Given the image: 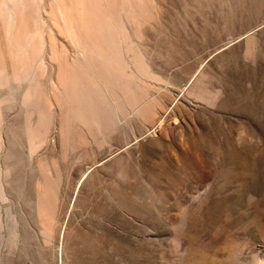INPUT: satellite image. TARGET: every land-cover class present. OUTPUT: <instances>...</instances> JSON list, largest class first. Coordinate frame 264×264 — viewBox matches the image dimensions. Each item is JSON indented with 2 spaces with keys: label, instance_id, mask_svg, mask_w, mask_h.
Instances as JSON below:
<instances>
[{
  "label": "rangeland",
  "instance_id": "obj_1",
  "mask_svg": "<svg viewBox=\"0 0 264 264\" xmlns=\"http://www.w3.org/2000/svg\"><path fill=\"white\" fill-rule=\"evenodd\" d=\"M98 1L123 85L0 6V264H264V0Z\"/></svg>",
  "mask_w": 264,
  "mask_h": 264
},
{
  "label": "bare ground",
  "instance_id": "obj_2",
  "mask_svg": "<svg viewBox=\"0 0 264 264\" xmlns=\"http://www.w3.org/2000/svg\"><path fill=\"white\" fill-rule=\"evenodd\" d=\"M63 1L70 11L69 28L75 37L76 45L80 53L91 60L97 75H105L117 85L125 84L123 80L127 76L117 67V63L108 60L104 53L106 43H112L114 41V25L111 22L112 14H110L108 9H104L98 0H92L97 4L96 6L89 5V0ZM3 4H8L12 7L16 22L24 23L23 33L26 35L29 32L33 20L31 17L30 20L28 18L29 8L31 11L33 10L30 7L32 6L31 0H0V6ZM77 7L81 10L78 11L76 9ZM129 9L131 8L127 10L129 11ZM25 16H27V19L24 18ZM3 72L4 68L0 66V74H3ZM80 75V73L75 72L72 74V76L76 77L75 79H71L70 76L67 77V82L64 87L69 98L77 89L83 95L89 91V87L86 84H81V81L83 79L85 80V78L80 77ZM95 99L101 100L100 96H97Z\"/></svg>",
  "mask_w": 264,
  "mask_h": 264
}]
</instances>
